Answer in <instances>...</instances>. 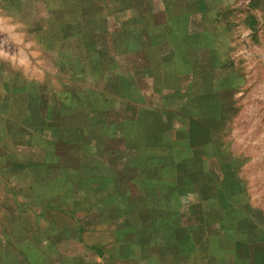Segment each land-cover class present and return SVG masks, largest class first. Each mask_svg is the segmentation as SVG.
<instances>
[{"label": "rangeland", "instance_id": "1", "mask_svg": "<svg viewBox=\"0 0 264 264\" xmlns=\"http://www.w3.org/2000/svg\"><path fill=\"white\" fill-rule=\"evenodd\" d=\"M95 1L0 0V139L12 75L74 87L7 139L26 159L0 174V264H264V0ZM53 142L79 145L70 170ZM130 142L122 174L101 155Z\"/></svg>", "mask_w": 264, "mask_h": 264}, {"label": "trees", "instance_id": "2", "mask_svg": "<svg viewBox=\"0 0 264 264\" xmlns=\"http://www.w3.org/2000/svg\"><path fill=\"white\" fill-rule=\"evenodd\" d=\"M99 2H102V0L95 1V3L97 4ZM113 4H114V0L110 2V6H113ZM133 6L136 8L137 4L134 3ZM157 14L158 13H152L150 17L154 18L156 17ZM144 18L145 16L142 15L141 19H144ZM69 22L70 21L66 20V25L69 26ZM63 24H64V21H63ZM69 32H72V31H69ZM162 42H163L161 44L162 46L168 47L167 40H163ZM12 76L13 78L11 80V84L9 85H11L10 86V90H11L10 99L13 102V106H11L9 115L6 116V118L3 120L4 122H2V125H1L4 128L3 132L5 135L4 139L3 138L0 139V174L1 175H4L7 172V170H10L8 168L10 164L12 165L16 163L18 160H20V158L23 159L25 157V154H21V153L18 154L13 151L12 149L13 144L11 145L12 142L14 141L17 142V140L22 137V134H25L26 136L33 135L36 132V128L40 124L49 123V122H46L45 120L48 117H51L53 115L52 113L55 109L57 108L64 109V110H67L69 108L71 110L73 109V107L71 106V102H69L68 100L71 96H73L72 94H74V91H73L74 87H71V90L68 91L67 93L68 96L63 95V94L51 95L50 92L46 93V90L43 87L41 88V86L36 87L34 86V84H28L29 82L27 80H23L24 81L23 84L25 86L23 88L22 85H20L21 77L18 74H14ZM108 82H109V84L107 85L108 88L113 89L115 91V86H114L116 85L115 82L112 79H110ZM4 84L5 82L0 80V96L1 97L3 94L1 90H3V88L5 87ZM75 114L76 113L64 115L63 118L68 117V118H73L74 120L75 118H78L74 116ZM92 118H93L92 119L93 122H90L91 127H87V128L86 127H75L70 124H68L70 126H65V127H68V128L75 127V128L87 129L88 131L87 137L89 136L93 137L95 134L98 133L96 126L97 124H99V122L97 121H100L101 119H94V117ZM13 124H15L14 125L16 126L15 128L13 127ZM160 127H161L160 130H163V127L162 126ZM156 134L157 132H154L151 135L152 137H154ZM5 139L6 141H4ZM7 139L10 140L11 143L10 141L7 142ZM8 144H9V148L7 146ZM132 145H134L132 142L128 143V145H123V146L114 145V147L113 146L108 147L107 144H105L101 157L102 159L106 160L107 165L116 167L118 171L121 172L122 174H124V172L126 171H130V172L136 171L137 172L138 171L137 167L134 166L133 164H130L131 157L134 156V152H135L133 147H137L136 145L134 146ZM77 146L79 145L78 144L75 145V143L72 145L61 144L58 142H53L50 144L46 143L44 146H42L46 151L42 153L43 155L41 156L40 159L44 160L45 158L47 159V162L52 161L54 163L53 165H50V164L46 165L48 167L54 166L57 168L58 165L60 164L64 166L63 168H65L66 170H70L69 166H67V164H63L61 160L64 158L68 159V157H70L71 154L76 150ZM88 146L89 145L87 144L84 147V149L87 152L89 151ZM32 154L33 152L30 154V158ZM116 154L117 155L119 154L118 156H120L119 158L122 161L121 162L122 164L120 163L123 166L122 168L118 167L119 158L116 157ZM120 189L121 187L117 188V190H120ZM73 214L74 212L71 213L70 215L73 216ZM77 219L78 218H76V220ZM164 222H166V224H164L166 227L168 225L167 221L163 219V223ZM233 243L235 244V242ZM240 245H242V243H240ZM242 249H244V247Z\"/></svg>", "mask_w": 264, "mask_h": 264}, {"label": "water", "instance_id": "3", "mask_svg": "<svg viewBox=\"0 0 264 264\" xmlns=\"http://www.w3.org/2000/svg\"><path fill=\"white\" fill-rule=\"evenodd\" d=\"M111 22H114V23H115V21H114V19H113V18H112ZM112 25H114V24L112 23ZM115 26H116V24H115ZM77 154H80V153H77Z\"/></svg>", "mask_w": 264, "mask_h": 264}]
</instances>
